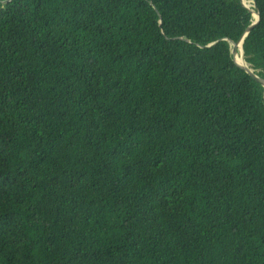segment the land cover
I'll return each mask as SVG.
<instances>
[{
    "label": "trees",
    "instance_id": "16d2710c",
    "mask_svg": "<svg viewBox=\"0 0 264 264\" xmlns=\"http://www.w3.org/2000/svg\"><path fill=\"white\" fill-rule=\"evenodd\" d=\"M7 1L0 264H264V86L232 54L256 21L242 1ZM245 1L264 79V0Z\"/></svg>",
    "mask_w": 264,
    "mask_h": 264
},
{
    "label": "water",
    "instance_id": "95a60500",
    "mask_svg": "<svg viewBox=\"0 0 264 264\" xmlns=\"http://www.w3.org/2000/svg\"><path fill=\"white\" fill-rule=\"evenodd\" d=\"M10 1V0H8ZM7 1V2H8ZM243 5L248 8L252 14L254 15L256 21L247 29L246 33L244 36L239 40V41H234L233 39L231 40L233 49H232V54L234 57L235 63L242 68L244 71H246L252 78H254L257 82L262 84L264 86V79L259 77L257 74L254 73V71L249 67L248 63L246 62L245 59V52H244V47H243V42L244 38L247 36V34L256 26L261 20V15L258 11L251 9L247 4L245 0H241ZM217 42L208 45V47L216 45ZM238 59H241V63L238 62Z\"/></svg>",
    "mask_w": 264,
    "mask_h": 264
},
{
    "label": "bare ground",
    "instance_id": "6f19581e",
    "mask_svg": "<svg viewBox=\"0 0 264 264\" xmlns=\"http://www.w3.org/2000/svg\"><path fill=\"white\" fill-rule=\"evenodd\" d=\"M238 62H240V63H241V59H238Z\"/></svg>",
    "mask_w": 264,
    "mask_h": 264
},
{
    "label": "rangeland",
    "instance_id": "374dc122",
    "mask_svg": "<svg viewBox=\"0 0 264 264\" xmlns=\"http://www.w3.org/2000/svg\"><path fill=\"white\" fill-rule=\"evenodd\" d=\"M250 7V5H248Z\"/></svg>",
    "mask_w": 264,
    "mask_h": 264
}]
</instances>
